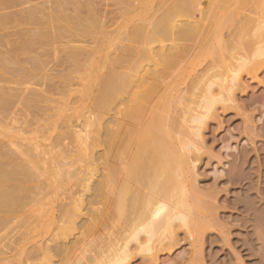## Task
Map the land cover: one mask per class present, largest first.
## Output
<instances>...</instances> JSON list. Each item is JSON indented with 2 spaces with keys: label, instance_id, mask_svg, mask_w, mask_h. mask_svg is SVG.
I'll list each match as a JSON object with an SVG mask.
<instances>
[{
  "label": "rangeland",
  "instance_id": "obj_1",
  "mask_svg": "<svg viewBox=\"0 0 264 264\" xmlns=\"http://www.w3.org/2000/svg\"><path fill=\"white\" fill-rule=\"evenodd\" d=\"M60 1L0 0V264H209L207 242L195 252L189 229L177 220L158 249L140 236L122 257L115 255V241L127 233L137 203L130 196L133 206L115 210L105 153L117 110L131 95L142 100L138 107L181 120L215 78L226 86L225 95L212 86L222 100L200 136L191 138L200 147L193 184L217 197L207 198L214 225L206 234L229 232V242L219 237L213 247L231 252V264L263 261L262 228L237 226L228 217L235 211L222 206L228 162L239 147L258 146L263 138L264 0H68L62 7ZM248 59L262 62L256 73L262 83L247 65L237 69ZM236 72L243 80L238 85L231 80ZM251 94L254 102L246 98ZM125 142L118 139L115 150ZM34 148L46 150L45 165L33 157ZM116 173L118 165L111 177ZM235 230L250 257L233 247Z\"/></svg>",
  "mask_w": 264,
  "mask_h": 264
},
{
  "label": "bare ground",
  "instance_id": "obj_2",
  "mask_svg": "<svg viewBox=\"0 0 264 264\" xmlns=\"http://www.w3.org/2000/svg\"><path fill=\"white\" fill-rule=\"evenodd\" d=\"M67 1L68 0L60 1L59 6L62 7L66 5V3H69V1ZM74 7H76V5H74L73 8ZM258 27L259 26L257 25V28ZM255 55H257V53H253V56ZM261 64V61L250 62L249 59L247 61L240 60L237 63V69L240 70V68H243L247 65L248 68L246 70H248L249 72H247L251 74L250 77H252V79L258 80L257 82L262 83V80L264 79L259 80L257 78L258 75H256L257 70H259ZM231 80L233 81V83L238 85L241 84L242 78L236 72V74H233L231 76ZM220 81L216 78L208 79V81L204 85L205 88L203 90L204 92H202L201 98L195 102V107H187V109H185V112L180 115L181 120L172 117L170 112L163 114L155 112L150 107H147L145 109L138 107L141 105L140 102L142 100L136 94L131 95V97L128 98L125 107L118 108L117 125L116 127L114 126L115 128L111 127L114 136H112V139H108L110 141L108 144L109 148L106 149L107 151L105 153L108 161L106 173L107 184L109 185L110 190H112L116 196L115 203H113L115 210L122 211L123 209H126L123 207H125V205L127 204H129V206H133L135 203H137V205H134V209L130 208L131 212L133 210L135 212H132L134 216L128 221V223H130L128 225V231H126L127 233L129 232L128 236H125L126 238H124V235H127L126 233L122 234L120 240L116 238L117 241L115 242L117 245L115 244L114 246L115 248L116 246L118 247L117 249H115V255L117 253L120 254V252L124 254L123 250L128 247L127 243L129 244V241L136 240V242H140L137 241L139 240L138 238L140 236L143 237V241L141 240L142 237L140 240L148 245V247L149 244H153L154 242H156L155 244H157L156 247L158 249L164 244V240L166 242V239H171L172 235L174 234V228L177 225L175 224L174 227L173 223H175L174 221L177 220L179 221V227L184 226L189 229L187 233H189V237H191L190 245L195 252L198 249L201 251L203 249V243L205 244V242H207V247L205 246V256L207 257L206 260L209 264L232 263L233 257L231 252L223 247H213V243L217 242L219 237H221L223 241L227 240L229 242V236H226V234L229 235V232L227 231L228 233H226V231H223L222 228L221 230H219L218 228V231L216 233L212 234V232L208 231L209 234H206V227L208 226V224L210 223V225H214L211 223L212 218H214V214L212 212L213 206L211 207L210 202L207 201V198H209L208 200H213V198L210 199V197L217 198L216 194L213 195L214 192L203 193L197 188L198 186L196 187L194 185L196 183L194 182V179L196 178H194L195 176L193 177V161H195L199 157V155L196 154L199 153L198 151L200 147L196 145V143L198 142L194 143V138H191L192 135L195 134L200 136V133L198 134V131H200V128L204 127V125L206 124V120L210 115L209 111H211V109L214 107L213 105H215L219 100H222L223 96L221 97V93L223 94V92L221 90L226 89V86ZM215 85H217V87H220L219 90L221 92H218L220 93V96L217 94V98L215 97L216 95L211 91L212 86ZM226 85H228V83ZM231 86L233 87V85ZM241 86L244 87V85ZM227 88L230 89L231 87L227 86ZM232 89H230V91H233ZM107 91H110V86H107ZM246 98L250 101H253L255 99L252 94L248 96L246 95ZM196 108H200V110H197ZM193 110L195 112H193ZM261 120L262 121L259 125V130L261 131V136L264 138V118ZM123 138L124 141H126V145H124L125 149L123 148L121 150H115L114 147L117 146V140ZM263 138L261 139L262 142L260 143V145L254 146L253 144V146L251 147H239L237 149V153H235L234 156L232 155L233 157L231 156L232 158L228 162V168L225 169L223 177V182L228 186L226 188L228 196L223 195V202L225 203V205L222 206L223 208L235 211V213L229 212L228 217H231L230 220H234L236 222L239 221L240 225L238 224L237 226H252L255 228L259 226L262 228V231H264ZM248 144L250 143L248 142ZM34 146L38 147L34 144L32 148ZM34 150L37 149L34 148ZM252 151L256 152V154L252 155ZM31 153H33V151ZM45 153L46 150L44 152L42 151V149H39L35 152L37 157L34 153V156H32L36 159H41V164L45 165L46 159L48 160L47 157H44ZM27 155L29 156L30 154ZM35 158H33V160ZM28 162L31 166L34 165V161L28 160ZM115 165L119 166V175L116 173L118 175V179L115 177H111L115 171ZM114 178L117 180H115ZM141 185H144V189L142 188L143 192L141 190L140 192H137V190L139 191L137 187L139 188V186ZM110 190L108 191L111 192ZM129 191L133 193L132 195H134V197L130 195L131 192L129 193ZM130 196L133 198V201H135L134 204H130L133 202L130 201L132 199ZM125 200L128 201L126 204L124 203L126 202ZM189 219H191L190 223H188ZM191 223H193V227H195L192 230L189 228V224ZM230 223L233 222L230 221ZM240 230H235L233 232L236 237L232 239V242L235 250L240 254V256L245 258L249 256L248 251L250 250V248H247V245L245 246L242 242L243 239L240 238V236L242 235ZM262 231L261 233H263ZM246 243L249 242L246 240ZM248 247L253 248V245ZM112 248L114 249V247ZM236 256L237 254L235 255V258H237ZM113 263L114 260L108 261V264ZM116 263L117 261H115V264ZM256 264H264V260L258 261L256 262Z\"/></svg>",
  "mask_w": 264,
  "mask_h": 264
}]
</instances>
